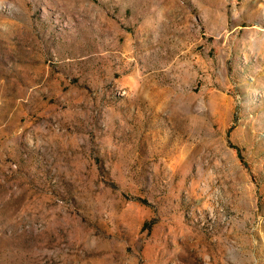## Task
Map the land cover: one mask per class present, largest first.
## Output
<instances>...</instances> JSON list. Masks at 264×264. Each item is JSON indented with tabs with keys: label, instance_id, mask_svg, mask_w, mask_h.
Returning a JSON list of instances; mask_svg holds the SVG:
<instances>
[{
	"label": "rangeland",
	"instance_id": "374dc122",
	"mask_svg": "<svg viewBox=\"0 0 264 264\" xmlns=\"http://www.w3.org/2000/svg\"><path fill=\"white\" fill-rule=\"evenodd\" d=\"M0 264H264V0H0Z\"/></svg>",
	"mask_w": 264,
	"mask_h": 264
}]
</instances>
